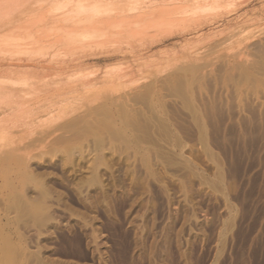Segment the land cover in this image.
Masks as SVG:
<instances>
[{
	"label": "rangeland",
	"instance_id": "374dc122",
	"mask_svg": "<svg viewBox=\"0 0 264 264\" xmlns=\"http://www.w3.org/2000/svg\"><path fill=\"white\" fill-rule=\"evenodd\" d=\"M222 2L215 36L158 33L79 124L0 153V264H264V0Z\"/></svg>",
	"mask_w": 264,
	"mask_h": 264
},
{
	"label": "bare ground",
	"instance_id": "6f19581e",
	"mask_svg": "<svg viewBox=\"0 0 264 264\" xmlns=\"http://www.w3.org/2000/svg\"><path fill=\"white\" fill-rule=\"evenodd\" d=\"M221 1L0 0V153L8 150L10 159L17 160L21 155L23 158L28 149L15 147L20 138L31 137L38 130V134L43 132L48 140L58 133L59 124L62 127L76 122L78 117L76 119L72 113L91 100L85 101L83 96L102 92L105 87L113 89L115 84L120 87L119 82H123L140 61L144 65H138L137 69L143 67L147 71L149 61L155 56L151 50L160 43L156 38L158 33L169 32L172 27L192 20V33L203 31L215 23L208 11L211 13ZM212 36L196 37L209 40ZM117 59L124 60L123 64L105 68L99 74L84 72L90 62L98 64ZM101 92L98 94H103ZM111 94L113 96V91ZM111 97L101 98L99 102H107ZM97 99L92 100L95 105ZM4 164L1 160L0 170ZM34 216L38 217L37 213Z\"/></svg>",
	"mask_w": 264,
	"mask_h": 264
}]
</instances>
